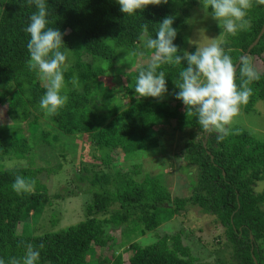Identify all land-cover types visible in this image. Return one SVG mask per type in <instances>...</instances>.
I'll return each mask as SVG.
<instances>
[{
  "label": "trees",
  "instance_id": "1",
  "mask_svg": "<svg viewBox=\"0 0 264 264\" xmlns=\"http://www.w3.org/2000/svg\"><path fill=\"white\" fill-rule=\"evenodd\" d=\"M47 2L49 26L60 29L63 43L70 50L63 90L68 101L55 116L48 117V122L64 136L85 139L102 169L94 171L92 167L96 165L82 163L79 172L73 173L76 180L88 183L92 190L84 203L85 219L43 235H34L33 228L50 197L48 188L38 177L52 170L34 169L31 162L27 168L0 170V261L10 264L12 258L20 259L25 246L31 243L37 248L43 245L39 248L38 264H125L124 254L128 255L127 264H197L182 243V233L157 238L143 248L134 242L192 206L212 216L224 229L231 253L228 264H264V188L261 193L253 189L255 184L264 183V141L233 127L219 140L221 133L213 135L214 130H210L204 146V130L194 117L185 114L182 103L174 98L178 89L173 80L183 63L161 66L166 72L167 100L150 101V97L134 95L135 77L148 64L121 72L118 79L116 76L119 92H113L111 85L103 80L121 61V55L129 58L126 70L131 69L138 52L152 57L143 48L145 37L141 26L147 23V35L154 37L157 24L166 16L174 17L173 28L177 31L174 44L182 54L186 45L183 35L186 19L195 8L203 9L202 0H161L160 4H150L133 16H123L114 0ZM249 3L247 27L235 35L226 34L220 44L234 65L264 25V0H249ZM34 11L28 0H0V105L6 107L11 121L27 123L31 138L40 135L39 139L50 146L57 137L38 132V120L43 116L38 103L46 85L27 63L29 37L24 28ZM246 58L259 75L249 85L253 92L248 102L240 107L245 114H251L257 103H264V33ZM73 77L77 78V85L72 84ZM236 83H240L238 71ZM161 122H174L176 130L188 131L189 139L182 154L187 166L183 171L187 169L190 181L187 198H171L159 175L147 174L138 182L134 178L140 173L138 166L129 172L118 163L119 158L129 162L138 159L139 153L159 148L157 135L150 132L160 128L157 125ZM14 127L0 128L3 129L0 159L28 161L30 140L22 128ZM194 131L202 135L198 140ZM94 152H98L99 158ZM16 175L34 181L33 190L14 192L11 184ZM111 207L116 208L110 211ZM123 226L121 242L117 239L112 243L108 228ZM131 227L133 230L127 234L126 228ZM117 244L123 246V252L114 251ZM219 262L220 259L216 263Z\"/></svg>",
  "mask_w": 264,
  "mask_h": 264
},
{
  "label": "rangeland",
  "instance_id": "2",
  "mask_svg": "<svg viewBox=\"0 0 264 264\" xmlns=\"http://www.w3.org/2000/svg\"><path fill=\"white\" fill-rule=\"evenodd\" d=\"M195 10L186 19L187 28L183 32L186 41L185 51H189L192 48L195 49V47L206 46L211 42L209 39L213 38H216V42L221 44L226 36L222 26L218 27V23L210 15H206L203 9H198L197 7ZM121 56V61L103 79L111 85L113 92H119L120 83L117 79L121 72L125 73L140 64H148L150 59H152V57H146L142 52H138L131 69L126 70L125 67L129 58ZM116 76L117 79H115ZM42 84L46 85V82L42 81ZM167 99V96H163L155 101ZM149 100L154 101V98ZM33 118L34 115L30 117L29 121H32ZM7 126L22 128L25 136L30 140L31 150L28 154V161L27 159L16 160L3 157L0 159V170L27 168L30 162L34 169L52 170L51 173L44 172L38 177L48 188L50 199L41 216L34 224L33 234L43 235L82 222L85 219L84 203L91 196V187L88 183H80L76 180L73 173L79 172L83 165L82 163L96 165L97 167H92L94 171L102 169L101 164L93 158V149L91 150L90 146L84 143L83 140L85 139H73L59 133L50 125L48 117L44 114L38 120V132H48L56 136L57 140L49 146L39 139L40 135L36 136L37 138H31L27 133V123L22 122L19 124L11 121L6 114V107L0 105V128ZM157 126L160 128L150 133L157 135L159 148L139 153L138 159L129 162H124L119 158L118 163L121 162L123 170L129 172L132 171L134 166H138L140 173L134 176L138 182L142 181L147 174L152 176L159 175L162 177L171 198H187L190 195V181L187 177L189 175L187 169L183 171L187 166L182 159V154L189 139L188 131L183 133L176 130L174 122H161ZM233 127L242 128L258 140L264 141V103H257L255 112L251 114H245L242 110H239L232 122L226 126L227 129ZM217 133L214 130L213 135H217ZM194 134L195 140L202 136L197 131H194ZM94 154L99 158L98 152H94ZM263 188L264 183H258L254 185L253 189L255 193H261ZM115 208L111 207L110 211ZM124 228V226L121 228H108L107 232L112 236V243H115L117 239L119 243L121 242L122 229ZM126 230H128L126 232L129 234L133 228H126ZM177 233H182V243L189 248L190 254L196 258L197 264H218L216 263L218 259L221 261L219 264H228L230 262V247L224 235V229L212 216L202 213L197 207H186L183 212L174 216L169 222L162 224L154 232L147 233L142 237L139 236L134 242L143 248L156 242L157 238L165 235L173 236ZM113 249L117 253H121L124 248L117 244ZM123 261L127 264V254L123 255Z\"/></svg>",
  "mask_w": 264,
  "mask_h": 264
},
{
  "label": "clouds",
  "instance_id": "3",
  "mask_svg": "<svg viewBox=\"0 0 264 264\" xmlns=\"http://www.w3.org/2000/svg\"><path fill=\"white\" fill-rule=\"evenodd\" d=\"M35 11L29 16L24 28L27 41V61L30 70L46 82V90L40 97L38 107L46 117L55 116L62 109L68 97L63 94L65 88L64 71L70 52L63 43V33L56 27H50L47 0H28ZM120 13L133 16L143 12L148 5H157L161 0H114ZM249 0H202V8L222 26L226 34L235 35L245 29L248 21ZM174 17H164L155 30V36H148V24L141 26L143 48L152 53V60L147 67L137 74L134 83V95L137 98H162L168 91L166 72L161 70L164 64L182 66L177 78L173 80L175 99L180 101L188 117H194L196 123L205 132L215 130L221 133L219 139L228 134L229 125L238 114L240 107L248 102L252 95L249 86L259 79V75L245 57L240 66L234 65L225 49L216 42V38L203 47H195L192 52L178 51L174 44L177 31L173 28ZM239 72L240 83H236ZM72 84L77 85L73 77ZM34 181L28 177L16 175L11 188L17 194L33 190ZM41 244L39 248H42ZM39 248L31 243L25 246L20 259L12 258L10 264H38ZM0 264H3L0 261Z\"/></svg>",
  "mask_w": 264,
  "mask_h": 264
},
{
  "label": "water",
  "instance_id": "4",
  "mask_svg": "<svg viewBox=\"0 0 264 264\" xmlns=\"http://www.w3.org/2000/svg\"><path fill=\"white\" fill-rule=\"evenodd\" d=\"M263 33H264V25H263V27H262V29H261L259 35L257 36L256 40H255V41H254V42L248 47V49L246 50V52H245V53L239 58V60L237 61V63H236L237 69H238V67H239V65H240V61H241V59H242V58H245V57H247V56L249 55V52L251 51V49H252L253 47L256 46V44L258 43V41H259V39H260V37L262 36ZM208 132H209V131H208ZM208 132H205V131H204V134H205V138H204V146H205L206 139H207V137H208Z\"/></svg>",
  "mask_w": 264,
  "mask_h": 264
}]
</instances>
